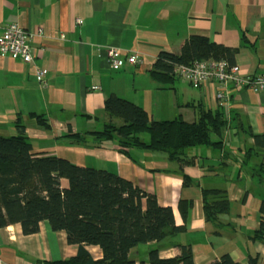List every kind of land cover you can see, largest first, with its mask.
<instances>
[{"label":"crops","instance_id":"0c3cea01","mask_svg":"<svg viewBox=\"0 0 264 264\" xmlns=\"http://www.w3.org/2000/svg\"><path fill=\"white\" fill-rule=\"evenodd\" d=\"M13 22L31 35L34 60L0 55L1 135H17L20 123L35 151L108 170L156 194L161 205L173 207L176 223L186 226L174 239L192 245L196 264H211L224 253L241 264H248L249 255L264 259V242L248 236L260 226L263 199L250 181V170L242 167L246 148L255 142L248 130L264 133V91L228 83L229 101L221 104L215 98L217 83L195 87L177 76L159 81L150 72L161 52L179 53L192 35H201L238 48L234 62L244 74H264V0H0V36ZM108 46L119 48L123 58L136 52L142 63L112 69ZM38 67L47 70L46 84L37 79ZM111 95L143 107L151 120L193 122L199 104L220 110L227 126L223 138L213 139L222 140V148L192 149L189 155L197 164L183 171L194 183L185 186L177 174L180 164L165 152L117 143L98 147L93 132L110 120L119 123L104 107ZM37 115L47 126L38 123ZM76 133L84 138L81 143L69 137ZM259 156L264 158V151ZM203 188L228 194L230 210L215 222L206 220ZM182 199L192 202L186 219ZM152 245L131 250L136 264H149ZM88 249L96 258L102 256L99 247ZM77 252L66 232L53 230L47 220L34 234H24L20 224L0 229V264H37ZM178 254L177 247L160 252L161 257Z\"/></svg>","mask_w":264,"mask_h":264},{"label":"trees","instance_id":"16d2710c","mask_svg":"<svg viewBox=\"0 0 264 264\" xmlns=\"http://www.w3.org/2000/svg\"><path fill=\"white\" fill-rule=\"evenodd\" d=\"M238 51L206 36L192 35L179 53L161 52L150 72L155 79L165 81L176 78L178 64L210 59L235 64ZM104 107L119 123L110 120L102 130L93 132L96 146L117 143L125 149L165 152L169 160L180 164L177 174L185 186L194 183L183 171L186 165L197 164L196 157L189 155L192 149L222 148V140L213 139V135L223 138L227 126L220 110L199 104V116L189 122L183 118L151 120L143 107L116 95L109 96ZM36 117L40 125L47 126L42 115ZM17 128V135L0 134V229L20 224L24 234H34L47 220L53 230H64L68 242L78 246L75 256L39 260L37 264H136L131 250L148 243H154L148 251L149 264H196L192 245L174 239L186 231V226L176 223L172 206L161 205L156 194L116 173L35 151L25 125L18 123ZM248 132L255 142L246 148L242 167L250 170V181L258 193L257 184L264 186V158L253 166L249 161L264 151V133ZM143 134L149 139L144 140ZM69 137H76L78 143L84 140L77 133ZM202 192L207 221L215 222L220 214L229 212L230 201L224 189L203 188ZM261 197L260 226L248 236L264 242V195ZM191 203L185 199L179 203L185 219ZM88 246L99 247L102 256L96 258ZM170 247L179 248L180 254L161 257L160 252ZM211 264L241 263L224 253ZM248 264H264V259L260 254L249 255Z\"/></svg>","mask_w":264,"mask_h":264},{"label":"built area","instance_id":"2783aa9c","mask_svg":"<svg viewBox=\"0 0 264 264\" xmlns=\"http://www.w3.org/2000/svg\"><path fill=\"white\" fill-rule=\"evenodd\" d=\"M82 22V19H78ZM31 35L19 23L13 22L6 25L0 36V55L12 56L24 62L34 60ZM108 62L112 69H119L126 62L134 65L142 63L138 53H129L125 58L121 56L120 49L114 46L107 47ZM175 76L189 81L195 87L207 86L209 83H217L215 98L221 104L229 101L228 83H233L238 88H247L254 92L264 91V74L247 75L238 64H230L225 59L200 60L191 64H178L174 71ZM37 79L46 84L47 70L36 69Z\"/></svg>","mask_w":264,"mask_h":264},{"label":"rangeland","instance_id":"374dc122","mask_svg":"<svg viewBox=\"0 0 264 264\" xmlns=\"http://www.w3.org/2000/svg\"><path fill=\"white\" fill-rule=\"evenodd\" d=\"M142 137H143L144 140H148L149 139L148 134H143ZM213 137H215V136L213 135ZM262 159H263V157H261V156H259V158L251 159L249 161V166H253L255 164V162L261 161ZM257 187H258V193L260 195H264V186L260 185V184H257ZM144 255H145V252H144V250H142L141 257H144ZM146 255H147V253H146ZM141 259H143V258H141Z\"/></svg>","mask_w":264,"mask_h":264}]
</instances>
